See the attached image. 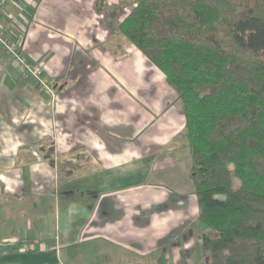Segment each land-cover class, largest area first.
<instances>
[{
  "label": "crops",
  "instance_id": "1",
  "mask_svg": "<svg viewBox=\"0 0 264 264\" xmlns=\"http://www.w3.org/2000/svg\"><path fill=\"white\" fill-rule=\"evenodd\" d=\"M129 1L0 7L2 38L54 92L0 43V264H203L185 118L116 30Z\"/></svg>",
  "mask_w": 264,
  "mask_h": 264
},
{
  "label": "trees",
  "instance_id": "2",
  "mask_svg": "<svg viewBox=\"0 0 264 264\" xmlns=\"http://www.w3.org/2000/svg\"><path fill=\"white\" fill-rule=\"evenodd\" d=\"M122 7L118 34L163 74L185 118L203 264H264V0Z\"/></svg>",
  "mask_w": 264,
  "mask_h": 264
},
{
  "label": "built area",
  "instance_id": "3",
  "mask_svg": "<svg viewBox=\"0 0 264 264\" xmlns=\"http://www.w3.org/2000/svg\"><path fill=\"white\" fill-rule=\"evenodd\" d=\"M12 1L13 0H0V7ZM0 43L6 48L13 66L20 70L25 77L30 80H33L39 89L45 91L48 94L49 101L54 98V92L51 91L52 87H49L43 80L42 70L37 68L36 66L28 64L14 45H9L8 43H6V41L1 36V33Z\"/></svg>",
  "mask_w": 264,
  "mask_h": 264
},
{
  "label": "rangeland",
  "instance_id": "4",
  "mask_svg": "<svg viewBox=\"0 0 264 264\" xmlns=\"http://www.w3.org/2000/svg\"><path fill=\"white\" fill-rule=\"evenodd\" d=\"M43 80L45 81V79H44V77H43ZM49 87H52L51 85H49L47 82H45ZM53 88H51V91L53 92V90H52ZM48 146H50V142L47 144ZM50 161H51V159H53V157L52 156H49V157H47ZM235 185H237V183L235 182Z\"/></svg>",
  "mask_w": 264,
  "mask_h": 264
}]
</instances>
